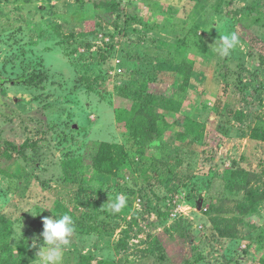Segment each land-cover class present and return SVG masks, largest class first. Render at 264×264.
<instances>
[{
  "label": "rangeland",
  "instance_id": "obj_1",
  "mask_svg": "<svg viewBox=\"0 0 264 264\" xmlns=\"http://www.w3.org/2000/svg\"><path fill=\"white\" fill-rule=\"evenodd\" d=\"M263 130L264 0H0V264H264Z\"/></svg>",
  "mask_w": 264,
  "mask_h": 264
},
{
  "label": "clouds",
  "instance_id": "obj_2",
  "mask_svg": "<svg viewBox=\"0 0 264 264\" xmlns=\"http://www.w3.org/2000/svg\"><path fill=\"white\" fill-rule=\"evenodd\" d=\"M238 42L239 38L235 33L221 37L219 41L221 53L226 54ZM125 205L126 198L118 195L110 208L113 212H120ZM43 226L44 230L41 233L42 242L38 236L31 244V247L38 249L36 253L38 264H62L63 247L70 244V238L74 232L73 219L68 214L59 217L55 216L54 218L45 217Z\"/></svg>",
  "mask_w": 264,
  "mask_h": 264
},
{
  "label": "trees",
  "instance_id": "obj_3",
  "mask_svg": "<svg viewBox=\"0 0 264 264\" xmlns=\"http://www.w3.org/2000/svg\"><path fill=\"white\" fill-rule=\"evenodd\" d=\"M181 76L183 77V87H188L191 83V78H192V74H193V66L190 65L188 62H183L182 64V68L180 71ZM151 109V103H150V98L148 96L144 97V102L143 104L140 106V108L137 110L134 119L133 120H138L139 119H151L150 116V110ZM145 126H147V128L149 127V125H146V123L144 124ZM154 128L156 127V124L154 122L153 124ZM150 128V127H149ZM147 130H151V129H147ZM155 139V138H154ZM262 140L264 141V138L262 137ZM101 145H105V143L101 144ZM113 145H109V147H112ZM11 149L14 151H18L20 153H25L28 150H32L35 148L34 144H29V143H25L24 145H22L21 147H18L16 145L11 144L10 145ZM101 158V157H100ZM245 176L249 179V181H255L257 179V174L253 173V172H245ZM244 189V188H243ZM254 190L252 189H248V193H253ZM264 201V192L261 195H256L253 194L250 200V205L242 212L244 215H247L249 213H251L256 205L258 203H261ZM238 222H240V220H238ZM237 227L233 228L232 230L229 229H224L220 231V236L223 238H230L233 237L237 234ZM200 258L197 259L195 262H187V264H195L196 262H199Z\"/></svg>",
  "mask_w": 264,
  "mask_h": 264
},
{
  "label": "crops",
  "instance_id": "obj_4",
  "mask_svg": "<svg viewBox=\"0 0 264 264\" xmlns=\"http://www.w3.org/2000/svg\"><path fill=\"white\" fill-rule=\"evenodd\" d=\"M263 131H264V130H263ZM252 140L257 141V142H260V143H263V142H264L263 140H261V139H257V138H255V137H253Z\"/></svg>",
  "mask_w": 264,
  "mask_h": 264
},
{
  "label": "built area",
  "instance_id": "obj_5",
  "mask_svg": "<svg viewBox=\"0 0 264 264\" xmlns=\"http://www.w3.org/2000/svg\"><path fill=\"white\" fill-rule=\"evenodd\" d=\"M120 72H121V70H120Z\"/></svg>",
  "mask_w": 264,
  "mask_h": 264
}]
</instances>
